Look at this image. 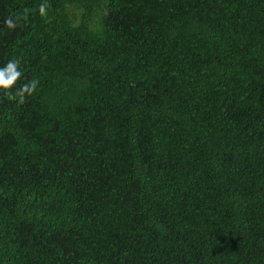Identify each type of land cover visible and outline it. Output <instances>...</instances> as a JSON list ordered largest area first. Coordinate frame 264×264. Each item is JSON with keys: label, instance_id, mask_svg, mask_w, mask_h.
Segmentation results:
<instances>
[{"label": "trees", "instance_id": "trees-1", "mask_svg": "<svg viewBox=\"0 0 264 264\" xmlns=\"http://www.w3.org/2000/svg\"><path fill=\"white\" fill-rule=\"evenodd\" d=\"M44 2L0 0V264H264V0Z\"/></svg>", "mask_w": 264, "mask_h": 264}, {"label": "clouds", "instance_id": "clouds-1", "mask_svg": "<svg viewBox=\"0 0 264 264\" xmlns=\"http://www.w3.org/2000/svg\"><path fill=\"white\" fill-rule=\"evenodd\" d=\"M48 7L49 5L47 4L46 0L44 3L39 5L38 11L41 17L47 16ZM29 11L34 10H29L26 8L20 15H9L5 18V26L10 30H14L21 20L25 22L27 21ZM19 67V58L11 59L4 67H0V91H3L9 100H17V98H19L18 103L23 104L25 101V95L27 94L28 96H31L35 92L38 85V80H32L28 83H25L13 94L11 90L23 75V73L19 70Z\"/></svg>", "mask_w": 264, "mask_h": 264}]
</instances>
